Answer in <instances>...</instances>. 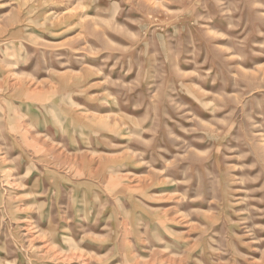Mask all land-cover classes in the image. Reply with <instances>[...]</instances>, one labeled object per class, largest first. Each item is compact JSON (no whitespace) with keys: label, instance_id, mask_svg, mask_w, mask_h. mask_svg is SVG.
<instances>
[{"label":"rangeland","instance_id":"1","mask_svg":"<svg viewBox=\"0 0 264 264\" xmlns=\"http://www.w3.org/2000/svg\"><path fill=\"white\" fill-rule=\"evenodd\" d=\"M0 264H264V0H0Z\"/></svg>","mask_w":264,"mask_h":264}]
</instances>
